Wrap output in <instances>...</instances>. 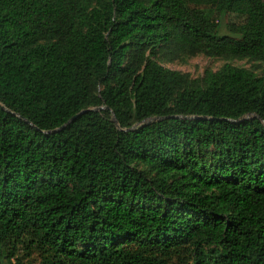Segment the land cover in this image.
<instances>
[{
	"label": "trees",
	"instance_id": "1",
	"mask_svg": "<svg viewBox=\"0 0 264 264\" xmlns=\"http://www.w3.org/2000/svg\"><path fill=\"white\" fill-rule=\"evenodd\" d=\"M198 52L264 0H0V264H264V75Z\"/></svg>",
	"mask_w": 264,
	"mask_h": 264
},
{
	"label": "rangeland",
	"instance_id": "2",
	"mask_svg": "<svg viewBox=\"0 0 264 264\" xmlns=\"http://www.w3.org/2000/svg\"><path fill=\"white\" fill-rule=\"evenodd\" d=\"M240 21L241 18L237 15L227 14L220 20L219 35H229L222 25L237 24ZM158 56L162 58V53H158ZM162 64L172 70L187 74L190 79H200L206 72H215L225 64L250 70L257 76L264 75V62H255L248 59L224 61L221 58L209 57L199 52L195 54H183L173 62L162 61ZM31 263L38 264L37 256L32 255Z\"/></svg>",
	"mask_w": 264,
	"mask_h": 264
}]
</instances>
